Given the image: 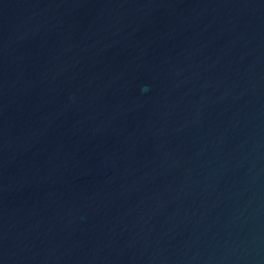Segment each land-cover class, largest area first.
<instances>
[{"label": "water", "instance_id": "obj_1", "mask_svg": "<svg viewBox=\"0 0 264 264\" xmlns=\"http://www.w3.org/2000/svg\"><path fill=\"white\" fill-rule=\"evenodd\" d=\"M0 264H264V0H0Z\"/></svg>", "mask_w": 264, "mask_h": 264}]
</instances>
